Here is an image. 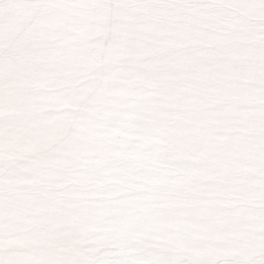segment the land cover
Instances as JSON below:
<instances>
[{
	"label": "snow or ice",
	"instance_id": "6c2138e0",
	"mask_svg": "<svg viewBox=\"0 0 264 264\" xmlns=\"http://www.w3.org/2000/svg\"><path fill=\"white\" fill-rule=\"evenodd\" d=\"M0 264H264V0H0Z\"/></svg>",
	"mask_w": 264,
	"mask_h": 264
}]
</instances>
